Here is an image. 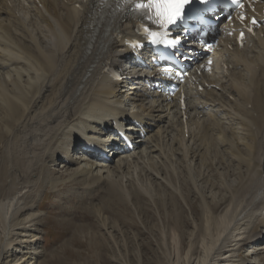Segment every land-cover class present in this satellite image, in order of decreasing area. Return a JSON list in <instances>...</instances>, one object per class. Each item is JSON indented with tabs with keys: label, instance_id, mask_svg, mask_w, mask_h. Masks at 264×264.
<instances>
[{
	"label": "bare ground",
	"instance_id": "obj_1",
	"mask_svg": "<svg viewBox=\"0 0 264 264\" xmlns=\"http://www.w3.org/2000/svg\"><path fill=\"white\" fill-rule=\"evenodd\" d=\"M256 9L264 17V2ZM120 13L106 0H0V264H45L37 202L76 184L93 195L106 187L122 225L147 230L154 264H264V25L242 47L219 36L211 73L197 65L179 90L157 93L137 70L118 83L104 72L131 61L134 23ZM192 160L211 188L219 164L209 197ZM105 210L94 209L96 225L116 245L125 230Z\"/></svg>",
	"mask_w": 264,
	"mask_h": 264
},
{
	"label": "rangeland",
	"instance_id": "obj_2",
	"mask_svg": "<svg viewBox=\"0 0 264 264\" xmlns=\"http://www.w3.org/2000/svg\"><path fill=\"white\" fill-rule=\"evenodd\" d=\"M192 127L188 126V131H191ZM178 157V155L175 156V158ZM221 157L223 158V155ZM56 158L59 160L60 156ZM209 158H211V155H209ZM196 160L198 159L196 158ZM54 162L56 160L49 162L50 167H55ZM197 162L194 160L190 164L191 176L198 185V189L200 191L204 190L203 194L209 197V194L216 191L215 189L218 187L215 182L218 176H220L218 173L221 171L218 167L219 164L210 163L209 168L213 169V172H211V176L207 177V181L213 183L214 188H211L207 182H202V180L198 179L200 169ZM84 163L81 162L83 165ZM178 166L173 165L177 172V179L180 180L183 172L179 171L181 167L178 168ZM72 167L74 166L70 168ZM54 175L59 176L62 174L55 173ZM229 179V181H232L233 177ZM176 185L179 192L185 194L186 191L178 182ZM105 188L99 187L95 192L96 195H93V193H84L82 186L76 184L73 187H68L66 191L62 190V194L55 195L52 192H45L41 196L42 198H39L37 210L41 211L44 217L47 218V225L45 223L43 225L45 239L41 241V247L45 255L43 257L45 264H116V261L121 262V264H154L155 257L153 251H155L156 246L151 241L150 235L148 236L147 230L141 232L142 228L136 221L127 222L129 227L123 226L122 221L117 217H121L122 219L124 212L120 206L117 207L105 202L106 200L103 196ZM158 195L163 196L162 189H158ZM153 196L157 197V193ZM191 199L195 201L193 196H191ZM98 207H103L104 210L107 209L103 211L106 218L108 220L113 218L111 221L116 220L118 225L120 224L122 229L125 230L122 233L123 238L118 239L119 243L116 245H113L112 241L96 225L94 209ZM132 224L133 226L131 227L130 225ZM126 229H129L131 233H126ZM186 229L188 230L189 227ZM168 231L174 232L172 225H169ZM262 243L263 245L261 246L264 249V242ZM251 246L247 244L243 247L241 255L251 251ZM252 257L254 258V256ZM252 257L251 260H253ZM256 259L257 256L255 257ZM247 264H250V262H247Z\"/></svg>",
	"mask_w": 264,
	"mask_h": 264
},
{
	"label": "snow or ice",
	"instance_id": "obj_3",
	"mask_svg": "<svg viewBox=\"0 0 264 264\" xmlns=\"http://www.w3.org/2000/svg\"><path fill=\"white\" fill-rule=\"evenodd\" d=\"M210 0H150L148 4H138L137 7L148 8L153 11L155 17V23L161 27L167 29L170 25H175L178 22H183L186 19H193L200 11H207L205 8L192 7L189 8L188 15H185V8L188 5H208ZM243 7V5H240ZM151 18V17H150ZM243 19V17H241ZM252 23H256L255 20ZM160 33L152 32V42L156 43V37ZM243 34H241V37ZM166 44L175 45L178 40L173 38L165 41ZM211 47V45H209ZM166 71H170V68H166Z\"/></svg>",
	"mask_w": 264,
	"mask_h": 264
}]
</instances>
